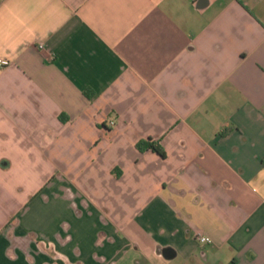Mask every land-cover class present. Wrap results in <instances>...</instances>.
I'll return each instance as SVG.
<instances>
[{"label": "crops", "instance_id": "crops-1", "mask_svg": "<svg viewBox=\"0 0 264 264\" xmlns=\"http://www.w3.org/2000/svg\"><path fill=\"white\" fill-rule=\"evenodd\" d=\"M0 64V264H264V0H0Z\"/></svg>", "mask_w": 264, "mask_h": 264}, {"label": "rangeland", "instance_id": "rangeland-1", "mask_svg": "<svg viewBox=\"0 0 264 264\" xmlns=\"http://www.w3.org/2000/svg\"><path fill=\"white\" fill-rule=\"evenodd\" d=\"M111 112H109V114H107L106 118H105V129L107 130H113L116 125H117V119L115 118V115L110 116ZM110 116V117H109ZM112 140V139H111ZM96 142V141H95ZM108 148V147H107ZM108 151V150H107ZM93 155L92 158H94L96 156V158L98 157L97 154L98 152H92ZM93 160V159H92ZM110 160V153L108 151V155L105 158H98L92 161L93 165L91 166V168H88L87 166H83L82 168H79L77 165H73L70 172L72 171L73 168H76V170H73L71 172V177L70 178V184H69V189L70 191L73 192V194L78 197V199L80 200H84V198L86 200H88L91 204H97L96 200L97 198L95 197L94 200L95 202H93L90 197L92 196H96L98 191H99V187L101 186V181L103 179V176L105 173H110L112 175V177L116 176V172L117 169L119 171H121L120 165L119 164H115L113 165L112 169L109 171H106L109 167H110V162H108ZM86 167V168H84ZM117 168V169H116ZM92 169L94 172H92V170L89 172V170ZM114 170L116 171L114 173ZM91 190H93L91 193ZM123 264H127V263H123Z\"/></svg>", "mask_w": 264, "mask_h": 264}, {"label": "trees", "instance_id": "trees-1", "mask_svg": "<svg viewBox=\"0 0 264 264\" xmlns=\"http://www.w3.org/2000/svg\"><path fill=\"white\" fill-rule=\"evenodd\" d=\"M136 148L139 151L151 150V151L157 153L161 158L165 157L163 150L157 146H154L149 141H141V142L137 143Z\"/></svg>", "mask_w": 264, "mask_h": 264}, {"label": "built area", "instance_id": "built-area-1", "mask_svg": "<svg viewBox=\"0 0 264 264\" xmlns=\"http://www.w3.org/2000/svg\"><path fill=\"white\" fill-rule=\"evenodd\" d=\"M0 66H1V64H0ZM196 239L201 244H209V243H211V240L208 237H205V236H203L201 234H197Z\"/></svg>", "mask_w": 264, "mask_h": 264}, {"label": "water", "instance_id": "water-1", "mask_svg": "<svg viewBox=\"0 0 264 264\" xmlns=\"http://www.w3.org/2000/svg\"><path fill=\"white\" fill-rule=\"evenodd\" d=\"M165 253H166L165 257H166L167 259H169V258H170V256H168L169 251L166 250Z\"/></svg>", "mask_w": 264, "mask_h": 264}]
</instances>
